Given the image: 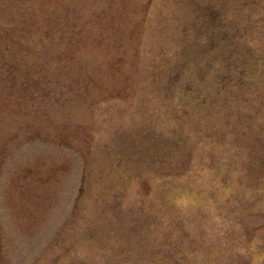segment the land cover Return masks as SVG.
Here are the masks:
<instances>
[{"label":"rangeland","instance_id":"374dc122","mask_svg":"<svg viewBox=\"0 0 264 264\" xmlns=\"http://www.w3.org/2000/svg\"><path fill=\"white\" fill-rule=\"evenodd\" d=\"M0 264H264V0H0Z\"/></svg>","mask_w":264,"mask_h":264},{"label":"trees","instance_id":"16d2710c","mask_svg":"<svg viewBox=\"0 0 264 264\" xmlns=\"http://www.w3.org/2000/svg\"><path fill=\"white\" fill-rule=\"evenodd\" d=\"M143 254L148 256L151 262L156 258V255L152 253L143 252ZM157 255L161 257L162 261H166V259L169 257L168 253H162L160 249H158ZM140 258H142V254H140Z\"/></svg>","mask_w":264,"mask_h":264}]
</instances>
